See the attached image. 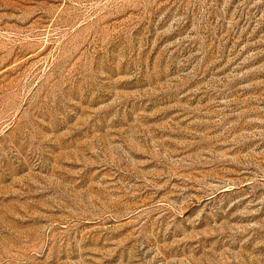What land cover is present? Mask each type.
Returning <instances> with one entry per match:
<instances>
[{
    "label": "rangeland",
    "instance_id": "obj_1",
    "mask_svg": "<svg viewBox=\"0 0 264 264\" xmlns=\"http://www.w3.org/2000/svg\"><path fill=\"white\" fill-rule=\"evenodd\" d=\"M0 264H264V0H0Z\"/></svg>",
    "mask_w": 264,
    "mask_h": 264
}]
</instances>
